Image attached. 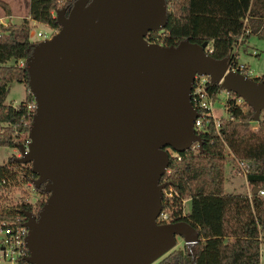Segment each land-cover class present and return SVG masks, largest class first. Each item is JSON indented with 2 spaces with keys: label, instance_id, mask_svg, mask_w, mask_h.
<instances>
[{
  "label": "water",
  "instance_id": "1",
  "mask_svg": "<svg viewBox=\"0 0 264 264\" xmlns=\"http://www.w3.org/2000/svg\"><path fill=\"white\" fill-rule=\"evenodd\" d=\"M167 11L166 0H74L55 12L59 30L33 45L25 69L36 108L16 162L48 197L24 213L27 264H155L177 238L195 264V229L156 224L170 153L202 148L194 77L242 99L253 122L264 83L227 73L228 59H213L207 43H149Z\"/></svg>",
  "mask_w": 264,
  "mask_h": 264
},
{
  "label": "trees",
  "instance_id": "2",
  "mask_svg": "<svg viewBox=\"0 0 264 264\" xmlns=\"http://www.w3.org/2000/svg\"><path fill=\"white\" fill-rule=\"evenodd\" d=\"M61 0H29L28 19L20 26L0 25V148L22 147L28 139L32 115L27 104L33 102L29 93L25 61L33 45L28 37L31 21L59 30L55 12ZM74 0H67L71 6ZM167 24L163 31L149 33L146 40L153 43L163 39L165 46H176L182 41L207 43L215 60H234L238 38L245 42L250 36L264 40V0H166ZM6 17L10 7L0 1ZM247 18V24L243 21ZM249 30L244 35L243 30ZM15 64L8 65L10 61ZM23 66H18V63ZM259 81V80H256ZM19 83L27 90L25 101L18 106L6 105L10 85ZM215 93L226 92L213 85ZM217 99V98H215ZM238 97L229 93L225 104L227 118L218 131L212 119L203 121L197 133L203 140L202 148L192 147L183 154L170 153L169 166L161 183L172 197L162 196V209L170 214V224L185 222L195 229L199 241L193 247L195 264H260L259 245L264 243V197L226 194L225 166L238 161L250 163L247 184L252 189L264 188V122L252 129L253 110L245 102L236 106ZM17 169V170H16ZM34 179L29 165H21L16 158L0 166V190L11 192L27 187ZM28 188V187H27ZM42 196L39 210L48 194ZM47 199V198H46ZM189 201V211L183 213V202ZM27 201L0 209V225L23 226L24 213H37ZM19 264H27L20 260ZM155 264H191L189 250L171 251Z\"/></svg>",
  "mask_w": 264,
  "mask_h": 264
},
{
  "label": "built area",
  "instance_id": "3",
  "mask_svg": "<svg viewBox=\"0 0 264 264\" xmlns=\"http://www.w3.org/2000/svg\"><path fill=\"white\" fill-rule=\"evenodd\" d=\"M244 25L247 24V18L244 19L243 21ZM243 34L247 35L249 34V30H243ZM29 39L32 41L33 37L31 38V33L29 32L28 35ZM244 36H240L238 38V44H242ZM42 41L47 40L45 34L37 33L36 38ZM152 44H157L161 46H165L164 40L159 39L153 42ZM212 50L208 49L207 54H211ZM255 54V52H253ZM236 55V53H235ZM20 66H23V63L20 64ZM228 72H235L243 75L244 77L250 79L252 76V73L250 72L249 69H247L243 65L235 63L234 60H228ZM258 82H263L264 83V77H261ZM215 84H212L210 82L209 77L207 76H200L196 75L194 77V81L192 83V89L190 93V103L195 110V112L198 114L197 119L194 121V132L197 134L203 127V121L205 119H212L214 120L215 123V129L218 131L220 124L222 120L215 119L213 116V106L216 101L215 98H218L220 96V93H215L212 90V86ZM217 85V84H216ZM220 86V85H217ZM226 98L228 99L229 93L225 92ZM226 99V100H227ZM244 101L240 98L235 102L236 106L242 105ZM226 104V101H225ZM18 106V105H17ZM15 107V106H14ZM35 103L34 101L31 103L27 104V113L28 116L32 115L34 116L35 114ZM33 119V117H32ZM260 122H264V110L261 112L259 116V121L258 122H251L252 123V129L254 131L257 130L258 125ZM198 135V134H197ZM30 143V140L27 139L24 144L23 148L27 151L28 144ZM197 147L196 145H194ZM193 146V147H194ZM17 158L21 157V154L19 150L17 149ZM250 163L247 161H238L236 162V173L237 174H242L246 177L247 174L250 173ZM35 179V177H34ZM28 182L27 187L33 188V183L32 181ZM163 195H165L166 198H171L172 197V191L169 190H164ZM258 195L261 197H264V188H260L258 191ZM248 197H251V194L248 195ZM184 204V202H183ZM156 224L157 225H166L170 224V214L167 210H161L159 216L156 219ZM28 231L27 229L23 226H18V225H11V226H6L4 224L0 225V264H19L20 260H24L25 257L28 256V250L26 247L25 240L27 238ZM259 260L260 264H263L264 262V243L260 242L259 245Z\"/></svg>",
  "mask_w": 264,
  "mask_h": 264
},
{
  "label": "rangeland",
  "instance_id": "4",
  "mask_svg": "<svg viewBox=\"0 0 264 264\" xmlns=\"http://www.w3.org/2000/svg\"><path fill=\"white\" fill-rule=\"evenodd\" d=\"M1 1V0H0ZM67 0H61L59 7L63 8ZM3 2V1H2ZM1 13V12H0ZM56 16V15H55ZM57 30H52L48 26L43 24L34 23L30 27L31 38L35 43L41 42L39 39H35L37 33L45 34L47 38H50ZM235 53L237 55L236 62L239 65L245 66L250 70L252 76L251 80H257L264 77V40L256 36H250L245 42L236 46ZM255 52V54H253ZM15 62L12 60L8 65H13ZM26 89L19 83H12L10 85L9 93L6 97V105L17 106L21 102L25 101ZM225 92H221L220 96L216 99L213 106V116L215 119L223 120L227 118L225 111ZM17 151L14 148H0V166L6 164L9 159L17 158ZM17 170V169H16ZM248 185L246 177L242 174L236 173V166L231 163H227L225 166V182L224 192L226 194L243 195L248 196ZM42 200V196L37 194L33 188L14 189L11 192H3L0 190V209L9 208L20 204L22 201H27L32 205L33 210H37L38 203ZM189 211V205H183V213ZM185 244L182 239L177 238V246L175 250H185Z\"/></svg>",
  "mask_w": 264,
  "mask_h": 264
},
{
  "label": "crops",
  "instance_id": "5",
  "mask_svg": "<svg viewBox=\"0 0 264 264\" xmlns=\"http://www.w3.org/2000/svg\"><path fill=\"white\" fill-rule=\"evenodd\" d=\"M9 5L12 15L6 17L3 10L0 8V25L6 26L7 24H12L20 26L24 19H28L29 12V0H1ZM31 25L35 22L31 21ZM21 62L18 63L20 66ZM247 182V181H246ZM248 185V184H247ZM249 194H252L253 190L249 185ZM189 205V201H184V206ZM190 207V206H189Z\"/></svg>",
  "mask_w": 264,
  "mask_h": 264
},
{
  "label": "flooded vegetation",
  "instance_id": "6",
  "mask_svg": "<svg viewBox=\"0 0 264 264\" xmlns=\"http://www.w3.org/2000/svg\"><path fill=\"white\" fill-rule=\"evenodd\" d=\"M40 190H42V187H41V189H40ZM47 197H48V196H47ZM47 197H46V198H47ZM46 198H45V200H46ZM39 210H40V209H39ZM39 210H37V212H38Z\"/></svg>",
  "mask_w": 264,
  "mask_h": 264
}]
</instances>
